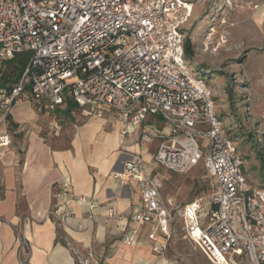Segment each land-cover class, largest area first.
<instances>
[{
	"label": "built area",
	"instance_id": "1",
	"mask_svg": "<svg viewBox=\"0 0 264 264\" xmlns=\"http://www.w3.org/2000/svg\"><path fill=\"white\" fill-rule=\"evenodd\" d=\"M191 10L189 0H0V63L29 51L16 82L0 87V148L10 144L1 129L23 96L39 112L68 101L87 117L110 111L122 121V136L158 116L162 126L147 124L139 133L159 140L153 163L175 173L201 165L211 179L210 190L177 210L184 237L211 264H264V188L248 181L240 151L214 114L211 91L185 63L182 31ZM123 170L138 185L140 202L115 215L130 222L122 241L134 243L148 223L151 249L163 254L175 201L162 196V177L139 155L126 159ZM74 203L93 218L95 201L58 183L46 214L64 225ZM19 244L26 255L23 238ZM100 258L89 248L81 262L103 264Z\"/></svg>",
	"mask_w": 264,
	"mask_h": 264
},
{
	"label": "crops",
	"instance_id": "2",
	"mask_svg": "<svg viewBox=\"0 0 264 264\" xmlns=\"http://www.w3.org/2000/svg\"><path fill=\"white\" fill-rule=\"evenodd\" d=\"M68 102L53 112L77 113L90 122L71 136L67 145L63 140H14L6 128L10 115L1 129L9 133L10 144L0 148V264H22L24 259L25 264H77L74 254L85 257L89 248L100 255L103 264H177L160 260L153 253L148 238L150 224H142L134 243L126 244L122 237L130 222L115 217L127 214L140 202L138 185L124 173L123 162L139 155L147 169L156 173L152 156L159 140H144L139 133L147 124L163 123L149 116L137 130L122 136L118 115L116 119L111 114L83 116L74 104L68 108ZM105 121L112 122L111 130L101 129ZM134 138L141 144L134 143ZM18 146L23 148L21 156ZM115 173H121L122 178ZM58 183H66L75 195L92 198L96 205L93 218L88 220L87 207L74 203L71 216L60 225V234L46 214ZM19 238L25 241L26 255ZM64 240L77 248L66 247Z\"/></svg>",
	"mask_w": 264,
	"mask_h": 264
},
{
	"label": "rangeland",
	"instance_id": "3",
	"mask_svg": "<svg viewBox=\"0 0 264 264\" xmlns=\"http://www.w3.org/2000/svg\"><path fill=\"white\" fill-rule=\"evenodd\" d=\"M189 1L191 15L182 32L183 44L188 40L191 51L186 53L185 63L211 91L214 114L240 151L248 181L254 187L264 188V0ZM106 114L117 118L110 111ZM10 116L6 128L14 140H63L65 145L90 122L77 113L39 112L25 96L20 97ZM154 119L161 121L158 116ZM111 127L112 122L105 121L101 129ZM200 142L204 144L203 140ZM134 143L141 144V140L134 138ZM16 151L21 156L23 148L18 146ZM154 170L163 180L162 196L173 198L175 205L173 236L163 254L153 253L169 263L211 264L184 237L183 222L177 214L185 202L211 189L207 171L201 165L186 173H175L162 166ZM51 220L60 234V225ZM202 221H207V217ZM64 245L77 248L68 240H64ZM74 258L77 264H83V254L78 252Z\"/></svg>",
	"mask_w": 264,
	"mask_h": 264
},
{
	"label": "trees",
	"instance_id": "4",
	"mask_svg": "<svg viewBox=\"0 0 264 264\" xmlns=\"http://www.w3.org/2000/svg\"><path fill=\"white\" fill-rule=\"evenodd\" d=\"M191 51L190 43L185 41V52ZM29 58V51L17 52L11 58L3 60L0 64V87L12 86L18 76L20 75L23 67ZM73 106L72 102H68V108Z\"/></svg>",
	"mask_w": 264,
	"mask_h": 264
}]
</instances>
